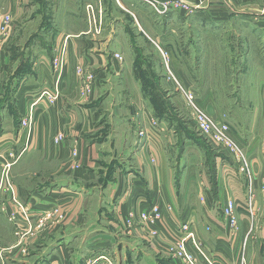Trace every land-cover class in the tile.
Wrapping results in <instances>:
<instances>
[{"label": "crops", "instance_id": "crops-1", "mask_svg": "<svg viewBox=\"0 0 264 264\" xmlns=\"http://www.w3.org/2000/svg\"><path fill=\"white\" fill-rule=\"evenodd\" d=\"M2 14L11 22L0 50V264H106L104 258L112 264H181L166 248L184 237L185 225L210 261L241 264L245 257L252 264L253 238L244 247L241 232L232 236L221 213L232 199L239 228L254 225L234 157L206 150L201 139L179 140L174 120L148 103L156 96L153 60L145 45L133 50L130 37L135 28L140 36L149 14L163 19L137 0H0V20ZM174 18L212 20L244 36L239 69L222 82L247 85L245 97L260 100L264 111V0H211L196 15L175 13L163 21ZM65 37L60 96L51 107H32L38 92L55 84L52 60ZM175 71L188 88L213 83L215 76L206 79L203 71L196 80L179 66ZM83 84L91 88L88 97L81 94ZM209 94H195L199 107L211 102ZM263 111L245 123L228 111L212 112L228 125L261 180ZM31 112L32 126L21 127ZM258 195L256 189L255 208L264 210V195ZM152 205L160 207L162 220L145 226L139 213ZM188 250L197 264H206L190 242Z\"/></svg>", "mask_w": 264, "mask_h": 264}, {"label": "rangeland", "instance_id": "rangeland-1", "mask_svg": "<svg viewBox=\"0 0 264 264\" xmlns=\"http://www.w3.org/2000/svg\"><path fill=\"white\" fill-rule=\"evenodd\" d=\"M163 20L154 21L149 14L146 17V20L140 23L141 27L137 25L141 30L140 36L135 34V28L131 34L132 36L130 37L132 41V49L138 50L140 47L137 45H145L147 51L150 52V61L153 60L152 63L154 66H151L153 68L150 72H152L151 77L155 80H153L154 83L151 87L156 92V96L150 99L148 103L151 104L153 108H157L160 113H163V117L169 115L171 120L175 121L171 122L175 125L173 127L175 128V133L179 140L187 138V135L189 138L201 139L206 150L219 154V150L215 149L203 136H199L195 132L191 115V111L193 109L189 106V103L186 102L187 100L174 89V85L166 80V71L159 58L156 45L162 46L163 48H169L175 62V68L173 67L172 71L180 83L182 80L178 77L177 72L175 71L178 66L182 69L186 76L190 78L193 77L196 80L197 74L201 75L200 73L203 71H205L204 76H206V79L208 76L215 75L213 77V83L196 82L191 85V88L184 85L188 89L189 94L192 95L193 100H196V93L202 94L206 90L210 91L209 95L212 98L211 102L210 100H205L204 102V111L206 113H208L211 117H214L215 115H213L212 112L218 114L223 112L226 116L228 111V115H232V119H235L236 122L241 121L242 123H245L249 122L251 119L252 112L257 117L256 119L261 118L260 114L261 111H263L261 109V101L247 100L244 94L246 91L244 88L248 86L243 83L237 82L228 84L222 82L225 80V75H234V73H236L239 69L238 65H240V61H238V58L240 59L239 56L244 53V51L240 49V44H242L240 42L242 40L244 41V36L239 35V32H235V34L228 30L233 29L232 27L223 28V25L213 23L212 20L208 21V19L205 21L195 18H188L182 21L176 18L170 21ZM130 24L132 25V23ZM238 29L241 28L239 27ZM234 34L236 36H234ZM239 36L241 37L238 38ZM1 54L2 53L0 52V58ZM198 63H200L199 70L196 69V67H198ZM145 71L147 73L148 70ZM196 103L198 105L197 100ZM210 103L212 104L208 108L207 106H209ZM245 112H248L249 116H245ZM256 123L259 127L261 126L260 120ZM246 159L247 168L249 169V173H251V180L248 181V178L245 176L247 175L246 173L241 172V174L244 178L243 181L247 186V201L248 189H253V197L251 199L253 212L250 215L248 214V217L251 218V223L254 225L252 227H248L247 229L244 228L243 230L242 227L239 228L238 225L239 229L237 234L241 232L242 238L245 240L243 245L244 247L245 243L253 238L252 251L256 252L257 256H254V259L252 258V264H264V210L260 205H258L260 208H255L256 189L260 194L258 195L260 198L264 195V179L261 180L256 177H259V169H252L250 166V159ZM236 165L240 168L242 167V164L239 162ZM208 170L211 173L213 172L212 165H209ZM256 180L257 188H255ZM244 205H247V203ZM128 222L129 221L126 222V231L132 229V221L130 220V224H128ZM259 245L262 248V252L258 250ZM259 254H262V256H259ZM246 263L247 258L244 257L241 259V264Z\"/></svg>", "mask_w": 264, "mask_h": 264}, {"label": "built area", "instance_id": "built-area-1", "mask_svg": "<svg viewBox=\"0 0 264 264\" xmlns=\"http://www.w3.org/2000/svg\"><path fill=\"white\" fill-rule=\"evenodd\" d=\"M143 5L147 6L154 15L160 19H165L175 13H182L185 16L196 15L202 8L208 5L211 0H137ZM11 22L10 16L3 14L0 20V50L4 48V43L7 38L9 31V25ZM65 37L61 46L58 48L55 58L52 60V72L55 79V84L52 88H43L36 95L35 99L32 100V107L43 103L46 107L53 106L60 96V81L62 80V74L64 72V61L67 55L66 51V40ZM159 58L166 71V80L174 85V89L180 93V95L185 98L189 106L193 109L191 111L192 124L195 132L199 136H203L206 141L219 151H227L234 157L235 161L242 164L239 167V172H244L248 178L251 180V173L246 165V156L242 153V150L237 146V144L231 139L230 129L227 124L222 121H218L215 117H211L208 113L204 111L197 105L196 100L192 99V95L189 94L188 89L180 83V81L175 77L173 67L174 61L171 54L167 49L162 46L156 45ZM114 58L118 61H122V58L115 54ZM75 74L78 77H82L84 74L80 68L75 69ZM89 79V78H88ZM87 79V80H88ZM91 93V88L89 84H83L81 87V94L83 97H88ZM194 96V95H193ZM34 122V116L32 112L21 120V127L29 129ZM62 139V136H57L54 142L58 144ZM78 153L76 150L72 152V159L77 158ZM74 161L73 166L78 167ZM237 162V163H238ZM252 197L253 189H248V201H247V211L248 214H252ZM222 217L229 228L232 236L238 233V220L236 216V203L232 199H228L221 210ZM162 220V212L158 205H152L149 210L142 211L139 213V221L145 226H151ZM130 224V221L128 222ZM184 232V237L176 239L171 245L166 248L167 254L174 260L181 264H197V259L188 250V242H190L197 252L203 257L206 264H218L217 262L210 261L207 259L199 250V244L195 240L194 233L188 230V226L182 228ZM130 231V230H127ZM152 238L156 236L155 232L150 233ZM106 264H111V262L104 258Z\"/></svg>", "mask_w": 264, "mask_h": 264}]
</instances>
